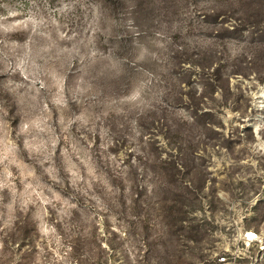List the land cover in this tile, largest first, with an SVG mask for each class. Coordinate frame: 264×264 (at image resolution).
<instances>
[{
    "label": "rangeland",
    "instance_id": "374dc122",
    "mask_svg": "<svg viewBox=\"0 0 264 264\" xmlns=\"http://www.w3.org/2000/svg\"><path fill=\"white\" fill-rule=\"evenodd\" d=\"M0 264H264V0H0Z\"/></svg>",
    "mask_w": 264,
    "mask_h": 264
},
{
    "label": "bare ground",
    "instance_id": "6f19581e",
    "mask_svg": "<svg viewBox=\"0 0 264 264\" xmlns=\"http://www.w3.org/2000/svg\"><path fill=\"white\" fill-rule=\"evenodd\" d=\"M247 236L249 239H255V236L252 233H249Z\"/></svg>",
    "mask_w": 264,
    "mask_h": 264
},
{
    "label": "built area",
    "instance_id": "2783aa9c",
    "mask_svg": "<svg viewBox=\"0 0 264 264\" xmlns=\"http://www.w3.org/2000/svg\"><path fill=\"white\" fill-rule=\"evenodd\" d=\"M247 239H249L248 236H247Z\"/></svg>",
    "mask_w": 264,
    "mask_h": 264
}]
</instances>
